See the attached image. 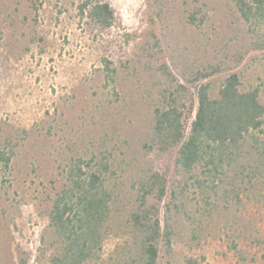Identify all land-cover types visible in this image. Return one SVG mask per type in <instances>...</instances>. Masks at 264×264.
<instances>
[{"label":"trees","instance_id":"16d2710c","mask_svg":"<svg viewBox=\"0 0 264 264\" xmlns=\"http://www.w3.org/2000/svg\"><path fill=\"white\" fill-rule=\"evenodd\" d=\"M146 4L152 28L131 37L109 0H0V66L69 44V15L91 38L107 90L62 169L41 236L46 264L98 260L122 193V264H174L185 225L194 239L221 237L243 262L264 243V89H242L247 63L264 59V0ZM4 142L0 170L16 156Z\"/></svg>","mask_w":264,"mask_h":264},{"label":"rangeland","instance_id":"374dc122","mask_svg":"<svg viewBox=\"0 0 264 264\" xmlns=\"http://www.w3.org/2000/svg\"><path fill=\"white\" fill-rule=\"evenodd\" d=\"M109 2L124 27L120 33L139 37L152 28L146 0ZM65 19L64 28H50H63V34H69L67 45L57 39L62 51L57 41L54 50L38 48L24 61L0 66V146L11 140L16 150L11 167L0 170V264H46L49 238L43 242L41 236L48 227L52 200L63 184L62 169L87 126L99 118L100 106L106 105L107 90L98 77L91 38L72 17ZM250 86L264 89L263 58L245 67L242 89ZM130 199V193L118 198L100 258L88 264L123 263L128 240L124 220ZM260 228L264 242V221ZM205 237L194 239L190 225L182 226L174 264L190 256L203 264H264V243L244 246L247 260L243 262L221 237Z\"/></svg>","mask_w":264,"mask_h":264}]
</instances>
